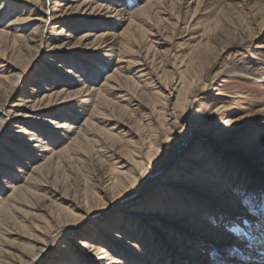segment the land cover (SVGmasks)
Here are the masks:
<instances>
[{
    "label": "rangeland",
    "instance_id": "374dc122",
    "mask_svg": "<svg viewBox=\"0 0 264 264\" xmlns=\"http://www.w3.org/2000/svg\"><path fill=\"white\" fill-rule=\"evenodd\" d=\"M44 1L0 0V101L4 91L18 79L8 100L20 103L13 105L20 113L18 121L0 126V205H9L1 219L0 232L16 229L17 222L28 225L20 220L22 215L31 211L37 195H48V189L53 188L78 206L91 205V215L81 231L69 237L53 235L48 252L36 264H58L66 255L73 256V264H97L90 249L82 250L77 245L84 236H89L87 242L98 244L101 250L118 245L119 254L115 255L111 249V256L103 258V264H162L163 261L186 264L196 250L210 241L223 249L227 240H222L220 233L210 235L205 242L198 237L207 233H202L206 226L204 220H199V209L182 211L164 205L161 199L166 185L174 189L187 182L203 195L201 191L206 190L203 169L216 153L222 152L234 162L244 163L225 146L238 145L235 138L239 132L235 126L241 119L260 117L257 110H264V86L255 77L226 73L219 74L210 83V76L219 72L221 64L216 62L210 67L197 54L209 52L211 59H215L217 48L211 45L223 44L229 40L227 34L245 27L253 29L251 50L263 53L264 48L257 46H264V25L260 23V18H264V0H206L199 6L192 0L189 6L182 7L179 0H147L149 8L131 16L139 23L134 35L130 30V33L124 31L128 21L107 29L111 21L115 22L113 17L107 18L109 13L84 5L76 8L83 0H70L73 7L65 5L69 0H64L51 11V0ZM134 1L124 0L119 5H127L134 12L144 0ZM45 13L58 16L59 27L53 28V22L58 20H48ZM123 16L126 18L128 14ZM86 20H94L88 29L87 25L82 28ZM97 20L104 23L93 27ZM61 27L64 33L57 35ZM105 31L109 34L108 42H117L115 57L106 56L107 47H100L103 43L93 45L95 37ZM62 39L66 44L58 47ZM233 43L237 50L238 42ZM13 51L21 55L16 57ZM114 58V61L119 59L121 68L113 62ZM257 58L264 66V60ZM84 61L89 63L91 71L109 63L110 66L96 83L65 86L62 81L80 75L71 63ZM114 69L117 73L112 74ZM44 72L50 81L43 85L38 74ZM205 84L207 88L203 89ZM88 92L93 97L85 95ZM28 94L31 97H25ZM55 115L61 116L54 119ZM208 115L211 120L205 124L202 120ZM64 121H74L71 124L74 128L62 131L58 126ZM220 122L223 123L219 125ZM37 128L48 134L41 135L40 142L34 141ZM20 129L25 130V138L15 136L21 134ZM253 132L251 128L249 133ZM192 133L199 137L189 140ZM212 136L225 146L220 147ZM202 139L209 147L194 153L193 147ZM42 148L49 151L41 157L38 150ZM50 156L54 159H48ZM39 166L41 172L37 169ZM118 167L130 176L119 193H114L106 180L108 175L116 179ZM219 173L225 179L229 171ZM233 175L234 183L240 180L238 172ZM254 183L255 180L246 178L234 185L236 190L230 186L226 192L218 189L216 199L220 201L223 193L233 195ZM123 187L131 189L125 192ZM15 188L29 194L24 201L15 197ZM102 189L113 194L106 197ZM121 191L120 199L114 201L113 195H120ZM118 201L133 213L124 216L125 212L117 209ZM63 207L73 212L64 204ZM146 212L150 213L148 217ZM106 220L115 225L110 227ZM119 223H124L125 229H120ZM172 224H180L178 228L185 230L189 237L173 234ZM124 231L139 235L140 240L134 242L139 245L136 251L125 241L115 239V234H124ZM195 235L196 242L192 239ZM13 239L16 245L25 244L20 238ZM244 247L232 252L243 256ZM101 250L96 253L105 256ZM5 261L0 264H7Z\"/></svg>",
    "mask_w": 264,
    "mask_h": 264
},
{
    "label": "bare ground",
    "instance_id": "6f19581e",
    "mask_svg": "<svg viewBox=\"0 0 264 264\" xmlns=\"http://www.w3.org/2000/svg\"><path fill=\"white\" fill-rule=\"evenodd\" d=\"M45 1H49V0H45ZM123 1L124 0H83L81 3L77 5L76 8H79L80 6L84 5V6H89L91 10L96 9L97 11L100 12L105 11L109 13L107 18L109 19L113 17L115 22L111 21L107 29H111L113 28V26L119 25L122 21H128V24L125 27L124 31L126 30V33H130L131 31V35H134L138 31L139 23L137 21L134 22L133 17L131 18V16L140 10L144 11V9H148L149 3L147 2V0H144L142 5L136 8L134 12H131L129 11V7L127 5H125V7L122 4H121L122 7L119 5V2H123ZM135 1H140V0H135ZM153 1L155 0H151V2ZM191 1L192 0H179L178 1L179 7H182L184 5L189 6V2ZM196 1H197L196 6H199L201 3L205 2L206 0H196ZM50 2H52V8H50L51 11V9L52 10L57 9L55 8V6L61 5V3L64 2V0H51ZM72 3L73 2L69 0V3H65V5H67L68 7H73ZM125 13L128 14V17L126 18L125 16H123V14ZM45 14L48 20H55L58 18V16L53 15L51 13H45ZM130 18L131 20H129ZM57 20H58L57 22H53L54 23L52 26L53 28L59 27L58 24L60 23V21L59 19ZM92 21L94 20H86L83 23L84 26L82 25V28L83 27L85 28V26L87 25V29H88V26H91L90 23H92ZM103 23H104L103 21L97 20L95 21V24H93L92 26L93 27L99 26ZM260 23L261 26L264 25V18H260ZM63 31L64 30L61 27V30L60 32H58L57 35L64 33ZM227 35H229L228 38L229 40H227L223 44L215 45L213 43L211 45V46H216L217 48L218 55L216 56L215 59L213 60L211 59L209 52H205V53L198 52L197 54V57L200 60L208 61L210 67L214 65L216 62L221 64V69L219 70V72L215 73L213 76H210L208 81L212 83L213 80L216 79L219 74L226 73L228 75L255 77L261 80V85L264 86V66L263 64L258 63L259 61L257 58V56H260L262 60H264V52L263 53L255 52L257 51L256 49L254 51L251 50L250 43L253 40V29L250 27H245L243 30H240L239 32H232ZM84 37L85 35L82 36V39ZM108 40H109V34L107 31H105L103 33L98 34L92 42L93 45L95 44V42L103 43L102 45H100V47H107L108 50H105L106 56L115 57L117 55L115 53L116 50L115 45L117 44V42L116 44H114L112 41L108 42ZM60 41L61 43L60 46L58 47L64 46L66 44L65 42L66 40L62 39ZM233 41L238 42L237 50H234L233 48L234 47ZM257 48L258 49L264 48V46H257ZM13 54L16 57L18 55H21L20 52H17L15 54L14 51ZM114 60L115 58L113 59V62L116 65H119V68H121L122 66L120 65L119 59H117L116 61ZM71 64L76 65L74 66V68L76 69L77 72L80 73V75H73L74 77L73 79L68 81L66 80L62 81L64 85L68 86L69 88L75 87L77 84H81V83H86V84L94 83V82L96 83V81L102 75H105L106 72L105 70L109 69L110 66L109 63L102 66L98 70L91 71V68L88 67L89 63H87L86 61H84L81 64L80 63L78 64L71 63ZM70 68H72V66H70ZM23 72L24 69H22L21 73ZM21 73L18 74L17 78ZM114 73H117V69H114V72L112 74ZM112 74L108 75L105 78V80L107 81V78ZM38 75H39V79L42 82H44L43 85L47 84L50 81L49 77L46 76L45 72L40 73ZM17 83H18V79L12 87H9V90L4 91V98L0 101V126L2 127L8 126V123L14 124V122L18 121L17 116H19L20 113L16 108H14L13 105H20V103L15 104L14 101L8 100L10 94L12 93L14 87H16ZM186 86L187 85H185V87ZM192 87L196 88L198 87V85H192ZM205 88H207V84H205V87L203 89ZM172 90L176 91L175 88H173ZM87 91L90 90L87 89ZM78 92L81 93L80 91ZM91 92H93V90ZM91 92H88L85 95L91 98L93 97V95H91L93 93ZM57 94H59V92ZM25 97H31V95L28 94ZM35 102L33 103V106L35 105ZM257 112H260L261 114L259 118L251 119L245 117L240 120L238 125L235 126L238 128L239 134L235 138V143L238 141V145H235L233 148L231 147V145H228L229 148L226 147L225 144L217 141V138L215 136H212V140L214 142H217V144L220 147L224 145L227 151L231 152L234 156L240 158V160L243 161L244 163L238 164L233 161L232 157H229L228 155H224L222 152H219L218 154L216 153V155L212 159H210V164L208 165V167H204L203 169V174H205V176H203V179L204 177H206V181H203L205 183L204 188H206V190L201 191L203 195H199L197 193L199 191H197L190 182L181 183L178 185V187L174 189L171 188L169 185H166L165 187L166 192L163 199H161L164 205L166 204V206L168 205L169 207H175V209L179 208L182 211L183 210L196 211V209H199V212L201 213L198 214L199 220H204L205 226L207 227V228L205 227L204 231H202V233L205 232L207 233L203 235L200 234L201 236L200 235L198 236L203 238L202 240L203 242L208 241L210 235L212 234L216 235L217 233H220L219 237L222 240H227L225 245H223L224 248L221 250L219 249L220 245L210 241L209 244H207L205 247L202 246L198 250H196L193 258H191L190 262L186 264H203V263L263 264L264 263V250H263L264 248V110L259 109L257 110ZM188 115H189V111L187 112V120L188 122H190L191 117L188 118ZM60 116L61 115L59 116L55 115L54 119H58V117ZM210 120H211V115H208V117L203 119L202 121L205 124H209ZM72 123H74V121ZM72 123H68L67 121H64L60 123L58 127L62 128V131L69 132L74 128L73 125H71ZM222 123L223 122H220L219 125H221ZM251 128L254 129L253 134L249 133V130ZM35 130L36 131L34 132V136H35L34 141L40 142L41 139L43 140V138H41V135H43L45 132L40 128H37ZM18 131L21 134L15 136L17 138H21V137L25 138L23 136V134H26L25 130L20 129ZM46 135L48 134H44V136ZM194 137H199V135L192 133L189 140H191ZM199 142H201V144ZM199 142H196V145L193 147L194 153L200 152L201 149H205L209 147V143L205 142L203 139L200 140ZM38 151L41 153L40 156L42 157L45 156L46 152L48 153L49 148H42ZM52 157L53 156H50L48 159H54ZM168 162L169 161H166L165 164H168ZM37 169L39 172H41V166L37 167ZM223 170H225V172L227 170L229 171V174L226 175L225 179H223V177L220 176L219 173V171H223ZM3 171H4L3 173L6 176L11 177L9 173L7 174L8 171L5 170ZM115 171L117 173L116 179L112 180L108 175L106 182L114 190L113 191L114 193L117 191L119 193L120 187L124 184L125 179L130 175L125 173L124 171H121L120 168L119 169L115 168ZM236 172H238L239 175H241V178L240 180L237 179L236 183H234L233 177L235 175L232 176V173H236ZM197 175H199V173H197ZM246 178L247 179L251 178L252 180H255V183L252 184L250 188L239 189L240 191L236 193L237 195L233 194V195L224 196L223 193V196L220 198V201L219 199H216V196L218 195L217 194L218 189H221L222 192H226L225 189L227 186L234 188L235 184L245 181ZM129 189H131V187H123L122 191L126 190L125 192H128ZM106 190L102 189L106 197L113 194L112 192H106ZM234 190H236V188H234ZM122 191L120 192V195H117L115 197L113 195L114 201L120 199V197L123 194ZM13 194L20 201H24L25 197L29 195V194L28 195L22 194L19 188H15ZM48 195L47 194L37 195L35 202L30 206L31 211H26L25 215H22L23 218L20 220L22 222H26L28 225H23L17 222L16 225H14L16 229L7 230L3 233L0 232V234L2 235V237L0 235V248H3L1 250L2 255L0 256V261L8 260L5 261V263L7 264H36L39 261V259L43 257L45 253L48 252L50 238L53 235L56 234L58 236L64 234V237H69L70 235H73V233H76L77 231H81V229H84L86 219L91 215V211H90L91 205L78 206L66 195H59L57 190L53 188L48 189ZM257 196L259 197V200L255 199V197ZM55 197L56 199H53ZM63 204L66 205L67 207H70L74 213L69 211L66 207H63ZM8 206L9 205L7 203L0 205V224H1V219L4 218L5 209L9 208ZM117 206H118L117 209H119V211L123 210L125 212V214L123 213L124 216L133 213V210L131 209L125 210L124 209L125 207H123L121 201H118ZM175 209L174 211L177 212L178 210ZM149 215L150 213L146 212L145 217H148ZM132 217L134 216L132 215ZM141 217L144 218V216ZM195 217L198 219L197 216ZM105 223L108 224L110 227H112V225H115V224H111L109 220H106ZM119 225L121 227L120 229H125L124 223H119ZM177 225H173L172 227L173 234L179 235L181 237L183 236L189 237V234L183 229L180 230ZM32 230L34 232H32ZM151 230H150V234H152ZM155 233L157 232H153V234ZM198 233H201V231H199ZM132 234L133 233H130L129 231L126 232L124 231V234L118 232V234H115L114 237L118 242L125 241L126 244H129L130 247L134 248L135 249L134 251H136V249L139 248V245L135 244L134 242L140 239H139V235H132ZM192 236H194V234H192ZM16 237L22 239L25 244L20 243L16 245V242L13 239ZM148 237L151 236L149 235ZM89 238H90L89 236L86 237L84 236V239L78 242L77 245L82 250L90 249L89 251L96 257L97 264H103L102 259L111 256L109 252L112 253L113 251L115 255L119 254L118 245L117 246L110 245L105 250H101V247L98 244L88 243L87 240ZM192 239L196 242V235L194 238L192 237ZM244 246H246V248ZM243 247L245 250V252L242 251L243 256L236 255L235 253L232 252L233 250L236 251H240L239 249L243 250ZM98 249L104 251L105 256H99V254L96 253ZM213 252L217 253L215 254L216 256L212 255ZM132 254L135 255V253ZM72 258L73 256L66 255L65 258L63 257L61 258V262L58 264H73L71 262L73 261ZM152 264H161V263H152ZM162 264H167V262L165 263L163 261Z\"/></svg>",
    "mask_w": 264,
    "mask_h": 264
}]
</instances>
